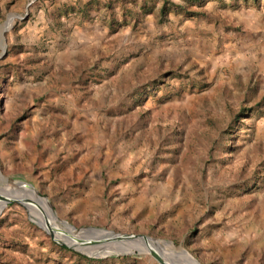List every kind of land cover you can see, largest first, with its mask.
<instances>
[{
    "label": "rangeland",
    "instance_id": "374dc122",
    "mask_svg": "<svg viewBox=\"0 0 264 264\" xmlns=\"http://www.w3.org/2000/svg\"><path fill=\"white\" fill-rule=\"evenodd\" d=\"M4 23L0 191L30 192L0 264H264V0H0Z\"/></svg>",
    "mask_w": 264,
    "mask_h": 264
},
{
    "label": "bare ground",
    "instance_id": "6f19581e",
    "mask_svg": "<svg viewBox=\"0 0 264 264\" xmlns=\"http://www.w3.org/2000/svg\"><path fill=\"white\" fill-rule=\"evenodd\" d=\"M24 190V192H26V193H29L30 191H29V189H27V188H25L23 185H19V186H14V185H12V186H10L9 188H7V189H3V190H1L0 191V196H2L3 198H8L9 200H12V201H16V200H18V199H16L15 198V193H16V191H18V190ZM20 201V200H19ZM4 205H5V203L3 202V201H0V211L3 209V207H4ZM44 212H45V214L51 219V220H55V218L53 217V216H49V213L47 212V211H45L44 210ZM67 227L70 229V231L73 233V228H71V227H69L68 225H67ZM108 232H105V234L106 235H108L107 234ZM54 236V235H53ZM109 237H110V239L112 238V236L111 235H108ZM54 238H55V236H54ZM56 240V239H55ZM115 240V239H114ZM57 241H59V240H57ZM115 241H118L116 244L117 245H121V248L122 247H124V246H130V247H138V246H140L145 240H142V239H140V238H126V239H121V240H115ZM153 240H146L145 242H152ZM60 242H62L61 240H60ZM154 242H156V243H161L160 245H162V246H164L165 247V250L169 253V254H174L173 252H174V250H175V248H173V246L170 244V243H166V242H157V241H154ZM63 243V242H62ZM68 246V245H67ZM111 246H114V244H112ZM108 247V246H107ZM110 247H108L107 249H109ZM76 250V249H75ZM78 251V250H77ZM171 252V253H170ZM105 254H107V253H105ZM188 258V257H187ZM190 258H188V260H189ZM191 260V259H190ZM163 261V260H162ZM164 263H166L165 261H163ZM194 264H196L195 262H193ZM167 264V263H166Z\"/></svg>",
    "mask_w": 264,
    "mask_h": 264
},
{
    "label": "water",
    "instance_id": "95a60500",
    "mask_svg": "<svg viewBox=\"0 0 264 264\" xmlns=\"http://www.w3.org/2000/svg\"><path fill=\"white\" fill-rule=\"evenodd\" d=\"M4 26H0V34H1V32H2V30L4 29V27H5V25H6V23H4L3 24ZM1 36V35H0ZM0 48H1V54L3 53V51H4V45H3V40H2V38L0 37ZM4 182H6V180L4 179V178H2L1 176H0V187H1V184H3ZM20 184H23V183H20ZM0 201H3L4 203H5V205L6 204H8V203H10V202H15V203H19V202H17V201H12V200H9L8 198H3L2 196H0ZM19 204H21V203H19ZM4 205V206H5ZM87 230H91L90 228H87ZM93 230V229H92ZM95 230V229H94ZM47 231L50 233V229H47ZM108 235H111L112 236V238L113 239H115V240H121V239H126V238H140V239H142V240H147L148 238H145V237H143V236H132V235H118V234H112V233H110V232H108L107 233ZM52 236V235H51ZM52 239H53V237H52ZM148 240H150V239H148ZM57 244H59V245H62V246H64V247H66V248H69V249H72V247H70V246H67L66 244H64V243H62V242H60V241H57V240H54ZM78 242L80 243L81 241H79L78 240ZM180 250H182V249H180ZM183 252H184V250H182ZM150 254L153 256V258L159 263V264H166V263H164L155 253H154V251H152V250H150ZM170 264H172V263H170Z\"/></svg>",
    "mask_w": 264,
    "mask_h": 264
},
{
    "label": "trees",
    "instance_id": "16d2710c",
    "mask_svg": "<svg viewBox=\"0 0 264 264\" xmlns=\"http://www.w3.org/2000/svg\"><path fill=\"white\" fill-rule=\"evenodd\" d=\"M164 6L160 8V12L163 13Z\"/></svg>",
    "mask_w": 264,
    "mask_h": 264
}]
</instances>
